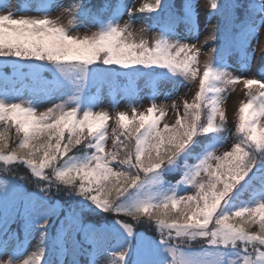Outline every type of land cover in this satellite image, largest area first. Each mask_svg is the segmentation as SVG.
Returning a JSON list of instances; mask_svg holds the SVG:
<instances>
[{
	"label": "snow or ice",
	"instance_id": "6c2138e0",
	"mask_svg": "<svg viewBox=\"0 0 264 264\" xmlns=\"http://www.w3.org/2000/svg\"><path fill=\"white\" fill-rule=\"evenodd\" d=\"M133 5L0 0V264H264V74H234L230 63L257 60L264 0ZM121 76L154 77L153 94L138 111L133 93L131 116L117 112L109 137L113 117L90 93ZM185 82L197 91L162 124L157 96ZM237 85L236 138L219 152Z\"/></svg>",
	"mask_w": 264,
	"mask_h": 264
},
{
	"label": "rangeland",
	"instance_id": "374dc122",
	"mask_svg": "<svg viewBox=\"0 0 264 264\" xmlns=\"http://www.w3.org/2000/svg\"><path fill=\"white\" fill-rule=\"evenodd\" d=\"M152 0H134V8H139L141 6H143L145 3H151ZM12 3L15 4V1L12 0ZM202 5H209L210 4V0H201ZM26 14H30V15H35V13H26ZM55 15H59V13H53V16ZM140 13L137 12L136 16L137 18L140 17ZM68 19H70V17H62V23L67 24ZM125 20L127 19V16H125L124 18ZM216 19L211 20V24L215 25L216 24ZM124 23V20L121 21V24ZM134 31L139 33V30L144 27L141 23L137 22L134 24ZM96 29L93 28L92 31H95ZM84 34V29H80V35ZM142 35L146 38L151 40V38L155 35H157V33L155 31H146L144 33H142ZM262 36V40L260 42V44L257 45V60H254L252 65L245 69L242 70L235 61H231L230 63L232 64V68L231 70L233 71L234 74H240V75H244L247 76L249 78H251L253 75H258V70L260 68H262L264 65H262L259 61V56H260V52L261 49H264V31H262L261 33ZM201 41H203L204 39V35H201L200 37ZM205 52H207V47H205ZM207 56L206 55H202L200 57V64L201 66L204 64V62L206 61ZM147 79L148 77H142V82H141V87L144 88L145 92H149L152 88L147 86ZM117 80V79H116ZM115 80V81H116ZM172 88V85L170 82L168 81H162L160 83V90L161 93H167L169 92V90ZM197 91V85L195 83H189V82H185V84L183 86L179 87L178 91H172L171 95L168 96L167 98L163 95L160 94L157 96L156 98V102L159 105H164L167 113L166 115L163 117L162 119V124L163 123H168V124H172L175 122V118H176V109H174L172 107L173 102L175 101L177 107H179L182 110V104H183V99H188L189 102L191 101L192 97L194 96L195 92ZM133 93H137L135 91L133 92H129L125 99H123L122 101H116L115 99H102L97 101V111H107L109 112V114L113 117L112 120L109 121L108 123V135L109 137H111L112 135V128L115 127V115L117 112H126L128 113L129 116H131V107L132 104L130 102V97ZM24 95L25 98H27V92L22 93ZM139 95L137 96V103L135 104V107L137 108L138 111H146V109L150 106L151 101H149L146 98L145 93H138ZM116 97H119V94L116 95ZM100 98V97H99ZM244 98V90H243V86L242 85H237L235 91L229 90V94H228V99L225 103L224 110L226 112V126L229 129V132L226 133V135L229 137L227 144L224 147H221L219 149V152H223L224 150H226V148L233 142V140L236 138V134L234 131V127L235 124L238 121V115H237V110H238V106H239V101L241 99ZM117 99V98H116ZM59 102L58 100L53 101V102H45L42 103L38 110L39 111H45L47 107H51L52 103H56ZM111 145H112V139L109 138L107 141V147L108 149H111ZM4 177L0 174V179H3ZM167 179L169 181H171L172 183H175V178L173 176H169L167 177ZM187 194H191V191H189ZM127 219V218H125ZM136 227H140V226H136ZM144 231H148L149 234H153L154 230H149L147 227H144L143 229ZM38 242V238L33 239L29 242V251H34L36 244ZM200 243L199 241H192L191 244L189 245V247H191L192 250L197 251L200 249ZM101 264H104L103 261H101Z\"/></svg>",
	"mask_w": 264,
	"mask_h": 264
},
{
	"label": "trees",
	"instance_id": "16d2710c",
	"mask_svg": "<svg viewBox=\"0 0 264 264\" xmlns=\"http://www.w3.org/2000/svg\"><path fill=\"white\" fill-rule=\"evenodd\" d=\"M12 134H14V130H13V133H10V135H12ZM1 174H3V173H1ZM18 174L23 175V174H26V172L23 168H20V169H18Z\"/></svg>",
	"mask_w": 264,
	"mask_h": 264
}]
</instances>
